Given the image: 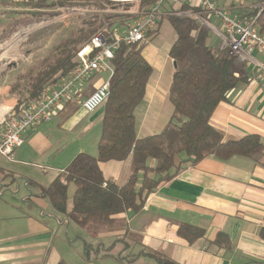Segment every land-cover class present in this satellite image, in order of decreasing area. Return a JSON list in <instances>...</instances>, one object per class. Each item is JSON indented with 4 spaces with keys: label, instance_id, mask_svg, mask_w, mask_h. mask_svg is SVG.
<instances>
[{
    "label": "crops",
    "instance_id": "1",
    "mask_svg": "<svg viewBox=\"0 0 264 264\" xmlns=\"http://www.w3.org/2000/svg\"><path fill=\"white\" fill-rule=\"evenodd\" d=\"M245 2L236 5L233 0H220L219 6L230 10L234 16H242L250 14L257 6L252 0ZM156 34L153 33L149 38ZM176 39L177 35L174 42ZM171 46L167 53L145 44L142 46V55L153 71L144 101L135 112L138 139L159 134L172 117L173 106L169 95L176 68L174 60L169 56ZM217 50L222 51L220 43ZM259 55L254 53L255 59L264 62V57L262 60ZM244 65L249 72L248 82L229 93L228 100L221 103L214 112L211 124L227 139L239 140L247 135H259L264 139V83L258 79L252 65L247 62ZM109 79L104 71L96 73L85 86L86 93L83 96H88ZM11 97L12 105H5L1 109L0 122L18 103L15 96ZM65 106L50 123L24 133L22 146L14 151L10 159L0 157V164L9 161L18 166H34L47 175L48 170L61 174L67 166H55L58 163L56 155L46 157L44 164L35 166L33 163L34 159L44 158L52 149L50 138L53 123L60 119L62 125L74 135H79L93 123L102 122L104 113L103 107L93 113H86L79 105L75 112ZM47 125L48 128L45 127ZM94 151L88 153L81 150L77 155L86 153L96 156L98 146ZM100 168L106 180L123 185L122 181L128 179L132 172L131 159L104 163ZM21 180L27 188V195L22 198V202L33 207L36 205L39 216L30 212L22 214L14 210L12 204L5 205L8 209L0 212V264H80L77 259L80 255L75 257L69 251L72 242L68 238L71 223L80 227L58 215L47 200L35 196L39 193L37 187H48L54 180L44 185L28 175H20L0 165V197L11 189V185ZM18 191L19 188L15 190ZM50 207L52 212L48 211ZM116 219L118 221L114 226L126 224V231L106 236L111 239L108 240L109 248L99 243L87 258L88 264H100L98 260L121 262L110 251L115 247L117 234L129 238L127 233L139 237V242L130 241L134 247L127 253L137 263L145 256L143 253L152 251L167 256L176 264H264V242L259 236L264 227V167L242 156H235L226 162L207 157L183 169L174 179L145 197L139 211H129ZM181 223L203 229L205 236L189 244L177 233ZM55 227L57 231L65 227L66 236L58 234ZM219 233L228 235L232 243L231 250L220 249L212 244ZM82 234L77 235L78 240L83 238ZM137 247L141 250L135 251ZM105 250L106 253L103 252Z\"/></svg>",
    "mask_w": 264,
    "mask_h": 264
},
{
    "label": "trees",
    "instance_id": "2",
    "mask_svg": "<svg viewBox=\"0 0 264 264\" xmlns=\"http://www.w3.org/2000/svg\"><path fill=\"white\" fill-rule=\"evenodd\" d=\"M148 2L155 0H147L143 4ZM0 6L28 8L25 12H7L10 20H18L17 15L41 20L57 16L63 8L106 9L110 3L104 0H31L17 3L0 0ZM188 9V5H183L180 10ZM114 18L113 15L84 16L78 28L57 42L45 58L37 61L26 78L18 75L8 92L18 99L12 112H20L24 105L37 99L48 84L70 71L76 65L78 49L103 27L104 19L111 25ZM164 18L169 20L177 35L169 51V56L177 64L169 95L173 114L165 128L159 134L137 138L135 112L144 101L153 70L142 55L143 45L122 44L111 61L113 75L109 97L103 106L97 155H77L48 187H37L39 193L35 196L47 200L57 214L82 229L93 225L113 227L118 221L117 216L139 211L145 197L174 179L183 169L207 157L226 162L242 156L264 167V139L259 135L227 139L211 124L214 112L228 100L229 93L248 82L249 72L244 62L228 56L225 49L220 52L213 48L209 43V30L196 20L174 14L162 20ZM258 23L264 35V13ZM11 24L9 22L7 26ZM21 85L24 91L18 97L19 94L15 93H20ZM66 106L69 110L75 108L72 112L78 110V105L72 100ZM128 159H131L132 172L124 185L105 179L101 164ZM71 185H74L75 192L69 208ZM177 233L189 244L205 236L203 229L186 223L179 225ZM259 236L264 242V227ZM212 244L227 251L232 249L225 233H219ZM92 251L91 245H85V257L89 258ZM143 254L156 264H176L160 253L147 251ZM117 259L121 261L123 258Z\"/></svg>",
    "mask_w": 264,
    "mask_h": 264
},
{
    "label": "built area",
    "instance_id": "3",
    "mask_svg": "<svg viewBox=\"0 0 264 264\" xmlns=\"http://www.w3.org/2000/svg\"><path fill=\"white\" fill-rule=\"evenodd\" d=\"M104 1L110 3L106 9H64L115 18L111 25L104 19L103 27L78 49L76 65L70 71L48 84L39 97L24 105L20 112H11L0 122V157L10 159L22 146L24 133L50 123L70 100L86 113L103 107L109 97L111 78L84 97L85 86L100 71H109L112 77L111 61L120 46L144 45L167 15H183L196 20L217 37L228 56L252 65L258 79L264 83V62L254 57V53L264 57V35L258 23L264 13V4L257 5L250 14L234 16L230 10L220 8V0H155L146 4L143 3L147 0ZM243 1L233 0V3L241 5ZM183 5H188L189 9L181 11ZM210 18L215 23H211Z\"/></svg>",
    "mask_w": 264,
    "mask_h": 264
},
{
    "label": "rangeland",
    "instance_id": "4",
    "mask_svg": "<svg viewBox=\"0 0 264 264\" xmlns=\"http://www.w3.org/2000/svg\"><path fill=\"white\" fill-rule=\"evenodd\" d=\"M246 0L243 1V4H246ZM256 5L264 4L262 0H252ZM254 9V8H253ZM16 12V11H28V8L25 7H8V6H0V112L2 107L5 105L8 107L12 105L13 98L7 94L10 86L14 83L18 75L26 78L28 76L27 72L31 69H34L37 61H41L42 58H45L47 54H49L54 47V45L62 39L67 38L71 33H73L79 26L81 19L84 16L91 15V12H84L85 10H81L79 12H66V10L60 9L59 14L55 17H45L41 20L30 19L24 15H17L18 20H10L7 12ZM24 16V18H21ZM20 19H22L20 21ZM211 23H215V20L212 18L209 19ZM11 22L12 24L7 26V24ZM209 37V43L216 50L218 49V44L220 43L217 37L211 32ZM176 38V33L171 26L169 20L164 18L161 20V23L157 27V34L153 35L148 41L145 43L147 46H151L154 49H158L162 53H167L168 48L173 44ZM142 46V45H140ZM262 57L263 56L259 55ZM106 77L109 79L111 76V72L104 71ZM25 83L23 82L22 85ZM22 85L20 88V93H15L18 97L22 95V91H24ZM18 88V90H19ZM71 109L70 111H74ZM101 110H99L100 112ZM10 113V112H9ZM8 114V113H7ZM4 115L5 116H7ZM2 118V117H1ZM0 118V119H1ZM101 121L98 123H93L90 128L85 130L83 134L74 135L68 128L62 125L60 119H57L53 123V133L52 138H50V143L52 149L49 151L44 158L34 159L33 163L36 165L44 164L46 157L56 155V159H58V163L55 166L66 167L70 164L73 158L80 152L81 150H85L86 152L94 153L95 149H97L100 137H101ZM48 128V125L45 126ZM51 127V126H50ZM48 134V133H47ZM72 138L74 140H72ZM4 168H8L9 170H14L20 175H28L40 183L44 185L50 184L53 180L57 178L60 174L54 170H48V175L43 170H40L34 166L23 167L16 165L14 162L4 161L0 164ZM153 176V175H152ZM120 180V179H119ZM128 179H124L121 184H125ZM121 182V181H119ZM11 189L6 190L5 195L0 197V212L5 209L7 204H12L15 206L14 210L21 211L22 214L32 213L36 216H39L38 208L32 205H28L27 203L22 202V198L27 195V188L24 184V181H18L10 186ZM19 188L18 192H15ZM75 192L74 185H71L68 192V204L69 208L72 206L73 195ZM13 210V211H14ZM12 211V210H10ZM48 211H51V207ZM46 211L45 213H47ZM59 215V214H58ZM56 218H61V216H56ZM48 220V219H47ZM127 225L123 224L114 227H104L101 225H93L91 227L85 228H77L73 223L69 226L68 229V238L72 242L69 245V251L75 255H80L77 259L81 262L80 264H88L87 257L84 255L85 245H92L93 250L96 249L99 243L105 244V248H109V234H116L120 231H126ZM65 227L64 230L58 229L55 227V231L61 236L65 235ZM79 233H83L82 239H77V235ZM129 234V238H125L123 235H118L115 237V247L111 249L110 252L116 255V257L121 256V262L110 261V260H98L100 264H156L152 258L147 256L141 257V260L137 263L135 262V258L129 256L127 254L134 247L133 244H130V241H138L139 237L135 234ZM100 238V239H99ZM84 239V240H83ZM130 247H127V246ZM140 246V245H139ZM130 248V249H129ZM136 250H141L137 247ZM106 253L107 251H103ZM101 252V254L103 253ZM93 253V252H92ZM82 255V256H81ZM84 255V257H83ZM93 258V257H91ZM94 259V258H93Z\"/></svg>",
    "mask_w": 264,
    "mask_h": 264
},
{
    "label": "water",
    "instance_id": "5",
    "mask_svg": "<svg viewBox=\"0 0 264 264\" xmlns=\"http://www.w3.org/2000/svg\"><path fill=\"white\" fill-rule=\"evenodd\" d=\"M177 67V64L174 62V68H176Z\"/></svg>",
    "mask_w": 264,
    "mask_h": 264
}]
</instances>
